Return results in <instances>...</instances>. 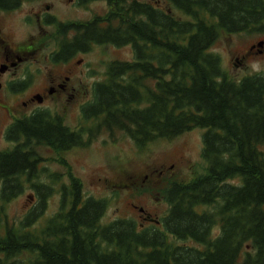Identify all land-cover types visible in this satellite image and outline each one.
Returning <instances> with one entry per match:
<instances>
[{
  "label": "trees",
  "instance_id": "1",
  "mask_svg": "<svg viewBox=\"0 0 264 264\" xmlns=\"http://www.w3.org/2000/svg\"><path fill=\"white\" fill-rule=\"evenodd\" d=\"M21 1L0 0V9ZM91 1H105L108 11L58 23L53 61L88 49L89 41L131 45L134 60L111 62L106 82L82 106L93 122L88 141L87 127L75 132L47 109L6 133L14 145L0 149V264H264V71L232 78L210 50L223 33L264 32V0H166L180 15L150 1L82 0ZM102 127L125 131L140 148L205 129L206 170L162 191L170 205L162 228H141L129 217L104 224L107 201L85 198L75 176L60 187L59 211L40 221L56 190L35 181L38 147L60 155L88 144ZM27 186L39 204L11 222L6 204Z\"/></svg>",
  "mask_w": 264,
  "mask_h": 264
},
{
  "label": "rangeland",
  "instance_id": "2",
  "mask_svg": "<svg viewBox=\"0 0 264 264\" xmlns=\"http://www.w3.org/2000/svg\"><path fill=\"white\" fill-rule=\"evenodd\" d=\"M158 1L159 7H170L180 15V11L169 6L166 0ZM45 4L51 5L50 10L66 21L90 20L95 15L107 12L108 5L105 1H94L74 7L70 0H40L25 4V16L32 15V23L25 22V36L28 38L25 45L30 44L38 49L29 55L31 66H26L31 68L34 80H39L30 91L41 89L49 78L69 75L67 94L49 97L41 108L60 113L70 127H80L81 124L89 127L93 122L85 121L81 112L83 104L93 99L92 83L106 79V70L111 62L133 61V49L131 45L116 47L96 44L88 54H78L66 64L54 63L51 54L57 50L60 41L57 39V26L43 24L42 27L37 23L35 14H26L37 9L44 10ZM13 29V38L19 40L22 29L18 26ZM260 39L264 40V32L223 33L210 50L221 57L223 68L232 78L240 79L247 74L264 71V47L259 45ZM252 45H255L254 48ZM79 59L82 62H77ZM70 69L72 72H69ZM39 70L41 76L37 72ZM16 97L4 88L0 90V101L11 105L15 113L26 114L35 108L33 105H23L26 96ZM9 122L10 117L0 107V149L14 145L6 137ZM204 132L205 129L193 128L172 139H155L140 148L125 131L115 129L109 132L102 127L88 146H77L60 155L50 147H38L42 161L39 163L40 178L35 181L54 183L56 190L47 199L40 221L46 222L58 212L63 199L60 187L75 176L82 181L86 198L93 196L107 201L102 217L104 224L120 217H129L135 219L141 228H162L163 218L170 210L162 191L174 181L189 182L206 170L207 162L202 156ZM37 204V191L27 186L19 196L6 204L10 221L22 218ZM145 210L159 223L144 219L142 211ZM219 231L217 226L214 232L218 234ZM176 242L193 243L190 240Z\"/></svg>",
  "mask_w": 264,
  "mask_h": 264
},
{
  "label": "flooded vegetation",
  "instance_id": "3",
  "mask_svg": "<svg viewBox=\"0 0 264 264\" xmlns=\"http://www.w3.org/2000/svg\"><path fill=\"white\" fill-rule=\"evenodd\" d=\"M35 1H40V0H22L19 3V5L13 10L0 9V90H2L3 88L6 89L8 93H11L12 95H17L16 97L17 99L19 97L26 96V101L25 100L23 101V105L24 106L33 105L32 107H35L29 113L17 114L14 112V109L13 107H11V105L6 104L4 101H0V107L6 112V114L11 119V122H9V124L6 127V133L9 131L12 124L15 123L17 120L24 119L25 117L35 114L38 110L43 109L41 108V106L44 105L46 101H48L49 97H54L57 94L66 95L68 86H69V83H68L70 79L69 75L64 76L62 78L58 77L57 75L52 78H49V81L47 82V84L42 86L41 89L30 91V88L34 85H37L39 80L38 81L34 80L33 72L31 71V68H27L26 66H31L30 65L31 59L29 55H31V53L34 52V50H38V49L35 48V46L32 47V45L30 44L25 45V42L28 39V38L26 39V36H25V22L32 23V18H31L32 15L25 16V4L35 2ZM70 1L74 7L80 6V5L83 6L84 4L82 0H70ZM151 1L155 5H157L158 4L157 2H159L158 0H151ZM91 2H88L86 4H89ZM44 7H45L44 10L40 11L39 9H37L31 12H28L26 14H29V13L35 14L36 21L41 26L44 24V25H49L53 27L57 26L58 28V25H59L58 23L68 24V23L84 22V21L62 20L50 10L51 5L45 4ZM14 12H17V14H13ZM15 26H18L22 29V36L19 40H15V38H13L14 36L12 35V31L14 30L13 28H15ZM60 29H61V33L62 34L64 33L68 37H73L76 34L75 31H73L72 29H69L68 27L64 29L60 27ZM258 42L260 46L264 47L263 39H260ZM95 45L96 44H94L92 41H89L88 49L86 50L81 49V50L75 51L68 58L61 59L58 61H53L52 54H51V60L54 63L66 64L67 62L71 61L74 57H76L78 54H88L93 48V46ZM253 46L255 45H252V47ZM59 50H60V47L58 45V48L56 51H59ZM77 62H82V59H79ZM107 70H108V67H107ZM107 70H106L105 80H99V81H95L92 83V96L94 94V87L98 85L99 83L106 82L108 78ZM37 72L41 76V71L39 70ZM69 72H72V70L70 69ZM37 97H40L41 101H39ZM47 110L50 111V115L59 117L60 119H62V121H64L63 123L67 125L64 120V117L60 113L51 111L50 109H47ZM81 115L84 119L83 112H81ZM89 128L90 127H87L84 130V137H85L84 139L86 141H88V137L90 135V132L88 130ZM70 129L75 132H78L79 130L84 129V127L81 124L80 127H70ZM94 138L95 137H92L90 142H92ZM89 143L86 145H82V146H88ZM74 147H77V146H74ZM74 147H72L71 149H73ZM142 212L144 215V219L148 218L150 221L154 220L156 223H159V220L158 219L155 220L151 216V213L147 212L146 210Z\"/></svg>",
  "mask_w": 264,
  "mask_h": 264
},
{
  "label": "water",
  "instance_id": "4",
  "mask_svg": "<svg viewBox=\"0 0 264 264\" xmlns=\"http://www.w3.org/2000/svg\"><path fill=\"white\" fill-rule=\"evenodd\" d=\"M39 101H41L40 97H37Z\"/></svg>",
  "mask_w": 264,
  "mask_h": 264
}]
</instances>
